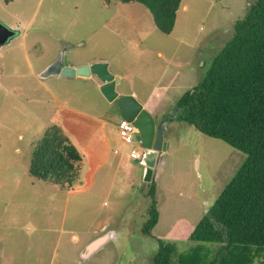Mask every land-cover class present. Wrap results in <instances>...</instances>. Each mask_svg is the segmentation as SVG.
Here are the masks:
<instances>
[{
    "label": "rangeland",
    "instance_id": "obj_1",
    "mask_svg": "<svg viewBox=\"0 0 264 264\" xmlns=\"http://www.w3.org/2000/svg\"><path fill=\"white\" fill-rule=\"evenodd\" d=\"M254 1L181 0L170 36L155 29L150 12L137 3L151 23L147 29L143 21L141 36L132 31L130 43L126 40L124 44L121 31L114 32L111 26L137 24L138 19L129 13L136 2L0 0V21L20 31L0 48V264H148L160 240L175 245L176 264V257L196 244L189 239L191 230L245 154L179 121L167 134L171 142L166 146L163 174L156 183L155 201L161 218L151 230L154 236H146L141 231L150 204V198L143 197L146 183H137L122 196H117L116 190L100 196L95 189L67 196L58 185L29 173L31 141L40 138L46 119L52 126L67 120L79 124L84 131L71 134L75 143L97 128L95 119L60 108L39 84L52 77L37 76L49 52L57 47L68 62L73 57L102 54L127 62L135 85L146 87L151 101H161L163 90H146L148 83L139 81L138 76L149 81L161 76L162 83H170L183 73L188 60L195 68L204 61V73L232 35L235 20L243 17ZM159 50L162 56L157 54ZM188 82L183 80L182 87L176 82V96L185 91ZM70 87L97 92L91 91L94 86L84 87L81 82L62 86ZM167 112L174 117V106ZM106 230H113L114 235L88 251L87 246L97 240L94 237Z\"/></svg>",
    "mask_w": 264,
    "mask_h": 264
},
{
    "label": "trees",
    "instance_id": "obj_2",
    "mask_svg": "<svg viewBox=\"0 0 264 264\" xmlns=\"http://www.w3.org/2000/svg\"><path fill=\"white\" fill-rule=\"evenodd\" d=\"M138 2L157 29L169 34L181 0ZM174 118L198 132L221 139L245 158L214 201L207 206L189 239L196 242L176 264H264V0L250 4L233 23L226 43L206 65L198 83L175 102ZM80 155L58 126L47 127L33 144L29 173L61 187L75 181ZM141 227L145 235L158 220L155 184ZM206 243H211L207 245ZM173 243L158 242L150 264H173Z\"/></svg>",
    "mask_w": 264,
    "mask_h": 264
},
{
    "label": "crops",
    "instance_id": "obj_3",
    "mask_svg": "<svg viewBox=\"0 0 264 264\" xmlns=\"http://www.w3.org/2000/svg\"><path fill=\"white\" fill-rule=\"evenodd\" d=\"M134 1L125 2L133 3ZM124 3V2H123ZM136 2V4L132 6L130 10V15L136 19H138V23H134L132 25H112V31L119 33L123 40V43L126 44L130 43V38L132 37V31H136L138 36H141V30L143 26V21L147 23V29L150 26L148 23L150 22L148 18V14H145L144 8L140 7ZM140 4V3H139ZM181 4V3H180ZM181 8L185 9V5ZM151 14V13H150ZM144 17L146 19H144ZM153 20V19H152ZM151 23V22H150ZM125 26L126 29H121V27ZM155 26V24H154ZM153 29V28H152ZM155 29L157 27L155 26ZM175 29V25L173 30L169 34L165 35H172ZM158 30V29H157ZM131 31V32H130ZM153 31V30H152ZM159 31V30H158ZM130 32L129 34H127ZM161 32V31H160ZM162 33V32H161ZM164 34V33H163ZM125 41V42H124ZM61 53V48L57 47L55 50L49 52V56L46 60V63L42 69H44L50 62H52L59 54ZM159 56H162V52L159 50L157 51ZM95 61H106L108 62V69L111 73L118 77L119 82L116 85V91L119 95H127L132 94L134 97L142 104L143 108L148 111L151 116L156 120H160L164 118L165 123L164 127L166 128V132L164 134V140L166 141V146L168 142H171V139L167 134L170 133L173 128H176L179 120H175L174 117L167 112L170 108L175 105L177 99L187 90L193 88L198 81L200 80L203 70L202 65H204V61L199 65L197 64V68H195L196 64L192 65L191 61L188 60L186 64V69L183 71L181 75H178L176 81H171L170 83H162L161 76L155 78L152 81H149L147 77H140L138 76L139 81H146L149 85V88L146 90H152L156 87H160L165 97L161 101L153 102L150 100L149 96L146 94L145 88L146 87H138L135 85L133 81V77L131 73L128 71L127 62H121L120 60L113 61L111 58L102 55H84L83 57H73L69 63L72 67H77L83 64H90ZM168 63H170L168 61ZM41 69V70H42ZM40 70V71H41ZM39 71V72H40ZM202 72V73H201ZM39 74V73H38ZM35 75V74H34ZM40 79L39 75L37 76ZM48 77L47 80H41L39 84L44 88L45 92L49 95L52 101H55L58 106L65 107L66 110L76 112L80 115H84V117H88L90 119L96 120V126L94 130L90 129L88 131L89 136L78 141L74 142L71 134L78 135L80 131H84L83 128H80L79 124H74L67 121H57L58 127L62 130L63 134L67 138V142L72 144L73 146H77L76 149L80 155V160L76 163L77 164V177L75 181L69 187H61L59 184H55L58 187H61L62 190L67 192V196L73 194H80L86 190L95 189L100 193V196L103 195L102 192H107V195L112 191H118L117 196H122L128 190H133L137 183H146V192L143 194V197L146 195L149 198L147 191L149 189V182H144L142 180V173H143V166L140 165L139 160L133 159L129 156L130 146L124 144L118 137L117 131V122L120 118H122L116 109L114 102L107 101L104 96L99 91V87L101 82L99 79L91 74L87 77L75 76V77H65L61 75H51ZM185 87V91H179V95H175L177 91V83H181L180 87L183 86V80H188ZM154 81V82H153ZM72 82H81L84 87L86 86H94L92 87V92L97 91L96 93H90L85 88L79 90H73L71 87L69 89H63L62 86L69 85ZM153 82V83H151ZM99 93V94H98ZM55 110L52 111L54 113ZM51 113V111H50ZM46 119V118H45ZM186 123V122H182ZM187 124V123H186ZM52 124L48 125V120L46 119V123L44 126V130L51 126ZM189 125V124H188ZM77 129L78 132H75ZM40 132V131H38ZM43 133V132H42ZM36 138V137H35ZM139 136L137 135L138 139ZM36 140L31 141L32 147ZM87 146L90 147L87 149ZM31 147V150H32ZM164 152H161L158 157V161L156 167L154 168L152 179L155 184V195H156V183L160 179L161 175L163 174L165 158ZM28 171H29V164L30 158L28 159ZM149 207V206H148ZM146 209V212L148 210ZM142 211V210H141ZM145 215V212L142 211ZM148 214V213H147ZM148 216V215H147ZM161 215L158 212V220L156 225L153 228L157 227L158 222L160 221ZM201 218L199 217L198 221ZM152 228V229H153ZM114 235L113 230H106L101 235L94 237V239L103 238L105 242L106 240L110 239ZM145 235V234H144ZM153 237L154 235H146ZM102 242V243H103ZM89 243V242H88ZM91 245V244H90ZM89 247V246H87ZM157 253V252H156ZM155 253V254H156ZM152 260V259H151ZM151 262V261H150ZM150 262L148 264H150Z\"/></svg>",
    "mask_w": 264,
    "mask_h": 264
},
{
    "label": "water",
    "instance_id": "obj_4",
    "mask_svg": "<svg viewBox=\"0 0 264 264\" xmlns=\"http://www.w3.org/2000/svg\"><path fill=\"white\" fill-rule=\"evenodd\" d=\"M19 34V30L6 26L0 21V48ZM108 65L106 61H95L90 64L72 67L69 65L66 55L61 52L38 75L41 78H46L51 75L65 77H87L91 74L95 75L101 82L99 90L104 98L109 102H114L118 114L123 119L131 121L137 128L142 148V156L139 159L140 165L143 166L142 180L144 182H150L159 154L166 150V141L164 140V134L166 132V128L164 127L165 120L162 118L156 121L143 108L142 104L134 95H119L115 89L119 79L109 71ZM103 241L104 239H99L95 245H92L93 247H87L88 251L94 250Z\"/></svg>",
    "mask_w": 264,
    "mask_h": 264
},
{
    "label": "built area",
    "instance_id": "obj_5",
    "mask_svg": "<svg viewBox=\"0 0 264 264\" xmlns=\"http://www.w3.org/2000/svg\"><path fill=\"white\" fill-rule=\"evenodd\" d=\"M117 131L119 139L126 145L130 146L129 156L139 160L142 156V148L140 145L138 130L131 121L120 118L117 122Z\"/></svg>",
    "mask_w": 264,
    "mask_h": 264
},
{
    "label": "bare ground",
    "instance_id": "obj_6",
    "mask_svg": "<svg viewBox=\"0 0 264 264\" xmlns=\"http://www.w3.org/2000/svg\"><path fill=\"white\" fill-rule=\"evenodd\" d=\"M97 241H99V239L98 240H96V241H94L91 245H89V247L88 248H90V247H93L92 245H95L96 243H97Z\"/></svg>",
    "mask_w": 264,
    "mask_h": 264
}]
</instances>
